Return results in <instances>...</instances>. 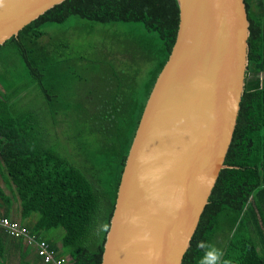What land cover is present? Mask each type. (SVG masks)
<instances>
[{"label":"trees","instance_id":"16d2710c","mask_svg":"<svg viewBox=\"0 0 264 264\" xmlns=\"http://www.w3.org/2000/svg\"><path fill=\"white\" fill-rule=\"evenodd\" d=\"M244 3L248 64L237 122L181 264H199L198 241L231 264H264V0ZM72 16L128 23L127 38L90 59L43 39L47 25ZM178 24L177 0H64L0 45V217L26 220L68 264H101L125 160ZM31 86L43 104L23 108L19 97ZM62 128L72 146H62ZM57 228L60 246L45 235ZM11 263L44 264L0 227V264Z\"/></svg>","mask_w":264,"mask_h":264},{"label":"water","instance_id":"95a60500","mask_svg":"<svg viewBox=\"0 0 264 264\" xmlns=\"http://www.w3.org/2000/svg\"><path fill=\"white\" fill-rule=\"evenodd\" d=\"M62 1L3 0L0 45ZM177 3L176 38L125 160L101 264H181L226 167L248 64L245 3Z\"/></svg>","mask_w":264,"mask_h":264},{"label":"rangeland","instance_id":"374dc122","mask_svg":"<svg viewBox=\"0 0 264 264\" xmlns=\"http://www.w3.org/2000/svg\"><path fill=\"white\" fill-rule=\"evenodd\" d=\"M134 26L140 27V24H134ZM128 27V23L101 24L94 23L87 19L79 18L77 16H72L63 23L47 25L45 27L47 35L43 39H47L49 41L51 40V42L58 43L68 42L70 46H75V48H81L83 54L86 55L88 59H90L95 58L96 55L100 56L99 50L102 44L106 45V42H108L109 44L111 42H116L119 40L121 41L127 38L125 36L124 31H128L125 30ZM88 63L90 62L87 61V64ZM15 64H17L15 60L10 62L11 66H15ZM21 68L22 67H20V69ZM19 101L23 103V108H34L36 104L39 105L43 102V98L37 86H31L22 93V95L19 97ZM60 133L62 135L60 136L62 146H72V144H70V142L66 140V133L63 131V128L61 129ZM67 152L72 155L73 149L69 148ZM35 217L36 215H34L33 219ZM15 218L21 223L26 222V220H22V218L18 216H15ZM33 219L31 218V220ZM62 233L63 230L61 228H57L45 232V235L53 238L56 244L60 246V237Z\"/></svg>","mask_w":264,"mask_h":264},{"label":"built area","instance_id":"2783aa9c","mask_svg":"<svg viewBox=\"0 0 264 264\" xmlns=\"http://www.w3.org/2000/svg\"><path fill=\"white\" fill-rule=\"evenodd\" d=\"M0 227L10 236L21 238L25 243L35 248L44 264H68V257H60L57 250L52 248L45 239L31 233L27 226L8 217H0Z\"/></svg>","mask_w":264,"mask_h":264},{"label":"clouds","instance_id":"9594fccd","mask_svg":"<svg viewBox=\"0 0 264 264\" xmlns=\"http://www.w3.org/2000/svg\"><path fill=\"white\" fill-rule=\"evenodd\" d=\"M0 4H3V0H0ZM149 238L150 235L147 233L143 237L145 240ZM197 248L204 253L200 258L199 264H231V261L225 258L223 250L217 248L215 245L209 244L206 241H198Z\"/></svg>","mask_w":264,"mask_h":264},{"label":"crops","instance_id":"0c3cea01","mask_svg":"<svg viewBox=\"0 0 264 264\" xmlns=\"http://www.w3.org/2000/svg\"><path fill=\"white\" fill-rule=\"evenodd\" d=\"M17 220V219H16Z\"/></svg>","mask_w":264,"mask_h":264}]
</instances>
